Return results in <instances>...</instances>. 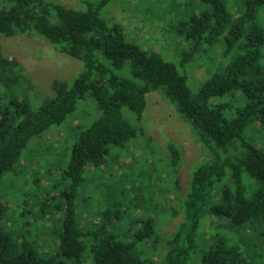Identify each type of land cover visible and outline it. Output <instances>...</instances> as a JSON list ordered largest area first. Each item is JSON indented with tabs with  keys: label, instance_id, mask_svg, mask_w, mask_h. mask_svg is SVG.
Returning <instances> with one entry per match:
<instances>
[{
	"label": "trees",
	"instance_id": "trees-1",
	"mask_svg": "<svg viewBox=\"0 0 264 264\" xmlns=\"http://www.w3.org/2000/svg\"><path fill=\"white\" fill-rule=\"evenodd\" d=\"M199 2L205 7L179 24L180 31L193 40L190 53L202 43L225 35L227 50L235 49L236 55L194 93L185 70L129 41L118 24L111 25L102 16L108 0L90 3L86 9L56 0H0V38L38 35L58 50L81 59L84 66L72 83L55 79V95L37 110L24 97L16 100L13 111L1 112L0 177L14 169L32 138L63 122L86 93H92L101 110V116L79 133L72 148L66 172L71 181L66 192L69 205L59 239L58 255L62 259L41 254L28 241L18 245L2 224L6 205L0 199V264H67V259L79 263L85 237L91 241L96 264H249L247 246L207 231L211 224L227 227L246 240L245 232L250 235L258 226L264 243V150L245 137L253 119L264 123V18L260 14L264 0H244L234 12L227 0ZM124 68L129 76L116 73ZM22 76L20 63L6 57L0 45V82L11 88ZM156 90L176 104L206 152L205 160L193 169L185 192L178 177L175 180L178 194L174 199L178 203L168 220L179 217L174 229L166 234L165 224L159 225L156 218L134 219L138 227L130 230V238L122 237L107 226L112 217L121 221L125 209L120 201L116 204L121 207L119 212L108 210L100 225L78 228L74 199L87 166L104 165L113 146L137 136L123 108L141 121L147 94ZM234 90L246 96V102L236 110L231 102L212 101ZM168 147V162L177 172L180 150L174 144ZM148 238H155L164 247L160 262L154 257L155 247L152 259L142 257L149 246L144 248L139 243Z\"/></svg>",
	"mask_w": 264,
	"mask_h": 264
},
{
	"label": "rangeland",
	"instance_id": "rangeland-1",
	"mask_svg": "<svg viewBox=\"0 0 264 264\" xmlns=\"http://www.w3.org/2000/svg\"><path fill=\"white\" fill-rule=\"evenodd\" d=\"M56 1L86 9L88 4L101 0ZM227 3L234 12L244 0H227ZM204 7L199 0H108L102 16L111 25L118 24L129 41L145 51L160 54L185 70L187 84L195 93L215 72L224 70L236 55L235 49L227 50L225 35L202 43L190 53L193 40L180 31L179 24ZM260 14L264 18V7ZM0 45L6 57L20 63L23 74L21 81L11 88L0 82V115L2 111H13L16 100L24 97L37 110L55 95L52 87L55 79L72 83L84 68L81 59L58 50L38 35L3 36ZM116 73L130 75L127 68ZM212 101L231 102L232 109L236 110L246 102V96L241 90H234ZM123 114L137 130V136L121 146H113L110 153L113 159L109 158L104 165L87 166L74 199L75 223L86 230L98 226L103 218L106 219L108 210L119 212L121 207L117 208L116 204L120 201L125 213L121 221L112 217L107 224L109 229L130 238V230L138 227L133 224L134 219L153 217L159 225L165 224L164 233L170 234L176 218L179 219L177 216L168 221L174 204L178 203L175 180L178 177L181 191L185 192L193 169L206 158L205 149L194 139L190 125L181 118L176 104L161 91L147 94V107L141 121L127 107L123 108ZM100 116L94 96L86 93L63 122L53 124L32 138L14 169L0 177V199L6 205L2 224L18 245L28 241L36 245L41 254L59 257V239L69 205L66 192L70 191L71 181L66 172L72 148L79 133ZM245 137L264 150V123L253 119L245 130ZM170 144L176 145L181 153L177 172L168 162ZM210 226L207 232L226 235L232 242L247 246L249 264H264L260 227L256 226L250 235L245 232V240L227 227ZM83 240L86 247L82 261L76 263L67 259V264H96L91 241L86 237ZM155 241V238H148L139 245L149 246L142 256L149 259L155 247L154 257L160 262L165 250Z\"/></svg>",
	"mask_w": 264,
	"mask_h": 264
}]
</instances>
